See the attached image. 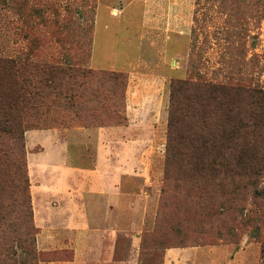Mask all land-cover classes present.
<instances>
[{"label":"rangeland","instance_id":"rangeland-1","mask_svg":"<svg viewBox=\"0 0 264 264\" xmlns=\"http://www.w3.org/2000/svg\"><path fill=\"white\" fill-rule=\"evenodd\" d=\"M28 49L38 61L68 51L94 74L126 77L123 85L112 88L115 112L106 128L84 129L53 95L46 112L13 113L12 137L21 136L24 145L31 207L37 192L78 193L82 171L98 166L105 179L107 151L97 153L99 132L127 127L128 154L106 157L122 173L120 192L126 196L125 207L132 209L117 216V259L127 254L123 261L133 264L260 263L255 219L264 200L249 192L252 184L256 194L264 192V169L239 198L238 217L249 214L248 222L243 218V225L231 229L234 215L226 211L199 239L192 235V199L187 200L192 187L164 182V158L171 80L192 74L210 82L239 80L251 89L264 88V0H0V57ZM138 49L140 68L133 74L112 70L116 55L136 58ZM12 85L0 74V92ZM109 137L119 145L124 136L117 131ZM4 141L14 143L7 137ZM21 175L14 174L11 182L0 177V264L71 262L72 251L37 249ZM258 230L263 234V228ZM130 239L135 248L129 259ZM91 254H96L94 247ZM89 264L95 263L90 259Z\"/></svg>","mask_w":264,"mask_h":264},{"label":"trees","instance_id":"trees-1","mask_svg":"<svg viewBox=\"0 0 264 264\" xmlns=\"http://www.w3.org/2000/svg\"><path fill=\"white\" fill-rule=\"evenodd\" d=\"M69 54L64 51L60 57L38 61L28 49L13 57H0V74L13 83L0 92V177L11 182L21 172L20 180L28 191L23 204L32 223L24 145L21 136L12 137L16 131L13 113L20 109L46 112L53 95L84 129L106 128L115 112L112 88L126 81L123 73L94 74L80 56ZM190 75L171 80L168 87L164 182H186L192 187L187 194V200L192 199V235L201 239L226 211L234 215L231 229L243 225V218L250 219L249 214L238 217L242 213L238 203L246 186L264 169V88L251 89L239 80L218 83ZM6 137L14 143L5 142ZM251 188L249 194L264 200V192L256 194L254 184ZM1 212L0 205V220ZM255 221L259 264H264V207ZM3 252L7 256L10 248Z\"/></svg>","mask_w":264,"mask_h":264},{"label":"crops","instance_id":"crops-1","mask_svg":"<svg viewBox=\"0 0 264 264\" xmlns=\"http://www.w3.org/2000/svg\"><path fill=\"white\" fill-rule=\"evenodd\" d=\"M127 47L125 46V49ZM137 52L136 58L130 59L126 57V53L116 55L114 64L117 67L112 70L133 74L132 71L140 68V49ZM127 130V127H124L102 129L99 132L97 153L100 155L104 154L102 150L107 151L104 158L105 163L108 164L105 179L101 178L98 173L99 167L96 166L93 170L79 173L80 178L76 180L79 183L78 193L61 194V190L53 189L55 192L52 194L37 192L32 199L33 223L38 229L37 249L45 252L55 250L73 252L71 262L59 264H89L90 259L95 264H133L131 261H123L127 259V254L121 260L117 259L119 234L117 216L124 215L128 209L130 211L132 209L131 206L125 207L126 196L120 192L119 183L122 173L118 172L116 165L106 159L111 153L128 154L130 142L126 140L129 136ZM117 131L124 137H120L119 145H113L112 141L109 142V133ZM108 144H111L110 150L107 149ZM121 170L125 171V169ZM59 176H61L60 172ZM93 247L96 249V254L92 256ZM134 248L135 240L130 239L129 259Z\"/></svg>","mask_w":264,"mask_h":264}]
</instances>
